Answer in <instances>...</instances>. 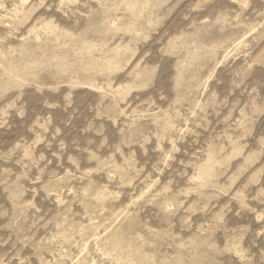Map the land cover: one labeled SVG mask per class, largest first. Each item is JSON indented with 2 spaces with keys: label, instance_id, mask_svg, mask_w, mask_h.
Masks as SVG:
<instances>
[{
  "label": "rangeland",
  "instance_id": "1",
  "mask_svg": "<svg viewBox=\"0 0 264 264\" xmlns=\"http://www.w3.org/2000/svg\"><path fill=\"white\" fill-rule=\"evenodd\" d=\"M0 264H264V0H0Z\"/></svg>",
  "mask_w": 264,
  "mask_h": 264
}]
</instances>
